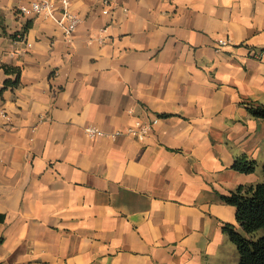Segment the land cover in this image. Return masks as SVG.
Wrapping results in <instances>:
<instances>
[{"label": "crops", "instance_id": "1", "mask_svg": "<svg viewBox=\"0 0 264 264\" xmlns=\"http://www.w3.org/2000/svg\"><path fill=\"white\" fill-rule=\"evenodd\" d=\"M101 1L70 0L68 42L0 0V264H239L222 197L264 181V0Z\"/></svg>", "mask_w": 264, "mask_h": 264}, {"label": "trees", "instance_id": "2", "mask_svg": "<svg viewBox=\"0 0 264 264\" xmlns=\"http://www.w3.org/2000/svg\"><path fill=\"white\" fill-rule=\"evenodd\" d=\"M5 71L15 72L10 68H5ZM16 74L17 78L14 82L6 83L16 86L19 73L16 71ZM250 114L255 118L264 119V107L251 109ZM254 168L255 162L244 158L234 163V169L241 173H251ZM222 199L228 205L235 207L236 220L241 228L238 232L233 226L224 227V232L236 246L239 264H264V181L255 186L240 187L228 196H223Z\"/></svg>", "mask_w": 264, "mask_h": 264}, {"label": "built area", "instance_id": "3", "mask_svg": "<svg viewBox=\"0 0 264 264\" xmlns=\"http://www.w3.org/2000/svg\"><path fill=\"white\" fill-rule=\"evenodd\" d=\"M104 6L108 4L107 0L101 1ZM70 0H58L57 4L53 0H30L26 5L18 7V12L21 15L34 14L44 15L46 18L54 22V24L63 32L65 39L68 42L72 41L77 27L80 24L79 17L70 11ZM107 14V10L103 11ZM103 41L99 39V43ZM228 44V40L219 39L216 41L214 47L215 51H219L222 47ZM27 46H30L27 44ZM7 119L6 116H2ZM8 120V119H7ZM157 120L152 122H136L134 126L127 128L124 131H116L114 133H106L94 126H87L83 129L84 134L90 139H97L102 137H113L119 135H125L133 137L135 139H143L152 129V125Z\"/></svg>", "mask_w": 264, "mask_h": 264}]
</instances>
